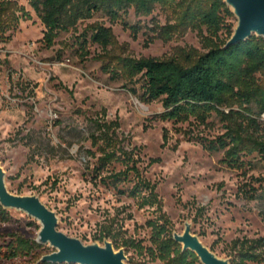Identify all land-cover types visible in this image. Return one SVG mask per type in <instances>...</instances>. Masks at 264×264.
<instances>
[{"label":"rangeland","instance_id":"obj_1","mask_svg":"<svg viewBox=\"0 0 264 264\" xmlns=\"http://www.w3.org/2000/svg\"><path fill=\"white\" fill-rule=\"evenodd\" d=\"M16 1L30 10L25 0ZM31 13L32 20H22L7 33L9 41L0 39V163L11 193L40 197L57 214L58 229L85 244L95 243L93 237L108 228L119 239L141 245L121 248L127 264H166L147 251L152 246L147 221L158 216L155 208H140L136 200L101 183L107 171L96 177L101 153L92 138L97 123L104 122L119 145L134 151L142 175L157 185L172 233H183L189 223L208 247L229 260L234 241L264 236V159L252 154L242 157L244 166H229L225 150L210 152L197 140L225 134L220 118L213 115L205 124L192 118L179 124L162 120L161 101L142 102L130 91L133 84L103 70L104 63L118 57L184 63L187 54L204 53L203 36L179 25L174 7L157 6L150 16L131 9L117 22L99 13L61 33L52 47L44 44V27ZM94 23L112 30L107 51L91 41L81 48L79 36ZM228 24L235 29V15ZM170 26L175 28L168 38L161 29ZM226 37L224 31L221 39ZM258 123L256 131L264 137V114ZM113 169L123 166L116 163ZM3 219L0 247L17 238L37 241L38 220L15 209H6ZM55 251L44 244L31 256L0 264H37Z\"/></svg>","mask_w":264,"mask_h":264},{"label":"trees","instance_id":"obj_2","mask_svg":"<svg viewBox=\"0 0 264 264\" xmlns=\"http://www.w3.org/2000/svg\"><path fill=\"white\" fill-rule=\"evenodd\" d=\"M30 8L16 0L0 1V39L9 41V31H15L22 20H32L33 12L44 27L43 42L52 47L63 32L76 29L81 21L101 13L111 21L123 20L129 10L150 16L157 6L174 7L179 25L197 30L204 40V53L187 54L186 62L178 59L118 57L106 62L103 70L115 79H123L134 87L130 89L142 102L161 101L162 120L175 124L191 118L200 124L213 115L225 122L226 133L216 139L197 138L204 149L215 152L225 150L224 162L232 167L244 166L242 157L258 154L264 159V137L256 131L258 119L264 114V38L250 39L226 48L232 37L233 26L228 19L234 16L224 0H25ZM174 26L162 27L161 34L171 36ZM224 31L225 40L221 39ZM79 36L81 48L88 41L107 51L113 43L111 28L100 23L86 27ZM111 59V58H108ZM140 84L139 88L136 85ZM228 110L229 112H226ZM97 135L93 145L101 153L95 172L101 183L112 186L120 195L137 201L140 208H155L158 216L147 221L151 228L152 246L147 249L151 257L166 264H198L199 258L174 240L172 223L163 212V203L157 193V185L144 177L139 159L133 150L119 145L110 124L97 123ZM120 163L123 169L110 170ZM131 185V186H129ZM253 196V195H251ZM6 209L0 204V220ZM264 220V210L262 211ZM113 242L117 250L122 247L143 248L130 240L119 239L111 229L105 228L93 237L94 242ZM41 245L20 238L15 243L0 247V261H13L24 254L31 256ZM233 258L230 264L260 263L264 261V236L243 238L233 242ZM213 250V249H212ZM37 264H52L38 263Z\"/></svg>","mask_w":264,"mask_h":264},{"label":"water","instance_id":"obj_3","mask_svg":"<svg viewBox=\"0 0 264 264\" xmlns=\"http://www.w3.org/2000/svg\"><path fill=\"white\" fill-rule=\"evenodd\" d=\"M237 18V26L226 48L244 42L253 36L264 38V0H224ZM0 204L5 209L22 211L42 224L37 239L40 245L49 244L56 251L45 255L39 263L52 264H127L124 249L117 250L110 240L103 244H85L58 229L59 219L40 197L15 195L5 181V172L0 163ZM174 240L183 251L194 253L202 264H230L229 259L219 257L187 223L183 233H174Z\"/></svg>","mask_w":264,"mask_h":264}]
</instances>
